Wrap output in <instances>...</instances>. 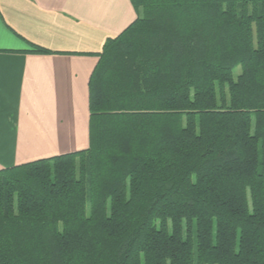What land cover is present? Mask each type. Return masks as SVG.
<instances>
[{
	"label": "trees",
	"instance_id": "trees-1",
	"mask_svg": "<svg viewBox=\"0 0 264 264\" xmlns=\"http://www.w3.org/2000/svg\"><path fill=\"white\" fill-rule=\"evenodd\" d=\"M131 2L89 147L0 169V264H264V0Z\"/></svg>",
	"mask_w": 264,
	"mask_h": 264
},
{
	"label": "crops",
	"instance_id": "crops-1",
	"mask_svg": "<svg viewBox=\"0 0 264 264\" xmlns=\"http://www.w3.org/2000/svg\"><path fill=\"white\" fill-rule=\"evenodd\" d=\"M136 18L131 0H0V169L89 147L98 54Z\"/></svg>",
	"mask_w": 264,
	"mask_h": 264
},
{
	"label": "rangeland",
	"instance_id": "rangeland-1",
	"mask_svg": "<svg viewBox=\"0 0 264 264\" xmlns=\"http://www.w3.org/2000/svg\"><path fill=\"white\" fill-rule=\"evenodd\" d=\"M240 72H241V67L240 66L236 67L234 70V76L237 77Z\"/></svg>",
	"mask_w": 264,
	"mask_h": 264
}]
</instances>
